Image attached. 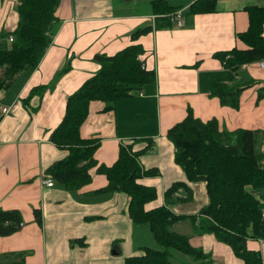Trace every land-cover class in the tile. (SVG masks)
I'll use <instances>...</instances> for the list:
<instances>
[{
	"label": "crops",
	"instance_id": "crops-1",
	"mask_svg": "<svg viewBox=\"0 0 264 264\" xmlns=\"http://www.w3.org/2000/svg\"><path fill=\"white\" fill-rule=\"evenodd\" d=\"M150 1L59 0L51 40L39 61L0 93V106L9 108L0 123V208L17 209L23 222L15 233L0 235V264H122L144 245L139 239L148 241L149 227L133 222L127 213L125 192L95 193L107 184L95 167L89 170L90 181L75 190L55 181L50 186L42 183L45 169L67 154V147L52 143L49 136L65 113L67 96L98 69L96 54L113 55L138 43L143 50L138 60L155 75L153 83L113 106L91 101L79 127L81 137L98 138L93 152L97 163L111 165L120 145L130 144L139 165L155 170L137 180L156 189L157 197L146 207L164 204L165 189L178 181L191 192L188 198L174 200L172 213L192 215L175 209L190 203L195 193L200 205L207 203L206 183L186 179L166 134L187 109L201 120L216 118L227 130L256 129L264 164V68L255 60L231 72L217 56L218 51L246 47L236 36L247 28L244 8L263 0H216L212 11L187 16L183 26L164 18L154 20ZM165 1L185 12L194 0ZM16 4L17 0H0V49L10 47L7 33L17 25ZM147 24L151 30L131 40V33ZM213 78L238 84L237 108L221 104L211 94ZM184 190L178 188L175 197L184 198ZM263 194L257 196L262 212ZM193 234L188 235L189 242L209 255L212 251L222 264H241L213 234ZM72 237L80 239L78 244H69ZM114 239L121 246L114 244L116 250L110 251ZM247 246L262 253L263 264V240L248 239Z\"/></svg>",
	"mask_w": 264,
	"mask_h": 264
},
{
	"label": "trees",
	"instance_id": "trees-1",
	"mask_svg": "<svg viewBox=\"0 0 264 264\" xmlns=\"http://www.w3.org/2000/svg\"><path fill=\"white\" fill-rule=\"evenodd\" d=\"M59 0H17V25L7 35L10 47L0 49V91L9 89L22 73L30 72L52 36L55 8ZM216 0H194L185 15L212 11ZM150 11L155 19L169 20L171 12L181 6L171 5L165 0L150 1ZM247 28L236 33L245 43V48H230L218 51L217 56L225 68L235 72L242 64L264 58V0L261 5H248ZM152 25L135 29L131 40L151 30ZM138 43H131L113 55L96 54L99 63L93 75L66 98L65 113L52 130L49 138L57 146L67 147V154L53 161L44 171L46 177L58 182L67 190H75L91 179L90 168L106 176L107 184L96 188L95 193L120 190L129 196L127 213L135 223H147L153 240L163 249L140 246L135 254L127 255L122 264H171L170 249L187 254L194 259H207L210 255L201 247L189 242L187 235L178 233L171 225L189 217L193 231L211 233L227 244L241 264H262L259 251L247 246L248 239H262L264 243V217L255 193L264 190L263 155L256 150L257 130L237 127L227 130L216 118L201 120L190 109L185 116L167 129V137L173 144L174 161L188 181L202 180L205 184L207 203L198 214H174L169 205L175 199L190 196L185 182H174L163 193L164 204L146 207L157 197L155 187L137 182L143 175L155 174V170L139 165L137 153L130 144L120 145L117 159L109 166L97 163L93 152L98 138H83L79 127L85 120L89 103L100 101L113 106L126 99L133 90L153 83L155 75L146 70L137 56L142 53ZM36 88L33 89V91ZM211 94L219 102L234 108L238 106L239 87L221 78L211 81ZM105 106L103 109H108ZM151 144L147 142L146 146ZM183 187L184 198L175 197L174 192ZM34 217L40 222L37 209ZM23 222L17 209L0 208V235L15 233Z\"/></svg>",
	"mask_w": 264,
	"mask_h": 264
},
{
	"label": "rangeland",
	"instance_id": "rangeland-1",
	"mask_svg": "<svg viewBox=\"0 0 264 264\" xmlns=\"http://www.w3.org/2000/svg\"><path fill=\"white\" fill-rule=\"evenodd\" d=\"M3 92H6V91H4V90L0 91V93H3ZM146 114H148V113H146ZM256 150L257 151L260 150V145H259V142L257 140H256ZM198 181H201V180H198ZM259 192L264 193V190L259 191ZM255 195L257 197L258 193L256 192ZM259 198H260V195H259ZM261 200L264 201L263 198H261ZM202 205H200V199H199L198 193H195L194 198L191 199L190 203H188V204H186L180 208H176L175 212L196 214L197 215L199 210H200V206H202ZM170 206H171V203H170L169 207ZM262 206L264 207V205H262ZM143 225H146V227H148L147 223H144ZM191 226L192 225H191L190 219H189V217H187V218H184L182 220L174 222L171 225V228L173 230H175L176 232L181 233V235L185 234L187 236L188 235L193 236L195 234H193L194 231H192L193 228ZM146 237H148V241H147V238L139 239V244L141 243V244H144L147 246H148V244H151L150 246L155 248V249H163V246H161L158 243H156L155 241H153L151 232L146 233ZM79 240L80 239H78V238L72 237L71 239L68 240V242L70 245L71 244H78ZM147 242H150V243H147ZM114 244L117 246H121V243L119 241H117L116 239H114L111 241L110 251L116 250L115 249L116 246H114ZM211 252L212 251H210V256L207 259H200V260L196 261V259H194L193 257H191L187 254H183L182 252H179L177 250L170 249L169 259H170L171 264H222L218 255L213 254ZM260 254H262V253H260ZM261 257H262V255H261ZM263 259H264V254H263ZM263 264H264V260H263Z\"/></svg>",
	"mask_w": 264,
	"mask_h": 264
},
{
	"label": "built area",
	"instance_id": "built-area-1",
	"mask_svg": "<svg viewBox=\"0 0 264 264\" xmlns=\"http://www.w3.org/2000/svg\"><path fill=\"white\" fill-rule=\"evenodd\" d=\"M169 20L171 21V23H173L176 26H183L186 24L187 16L181 9H178L169 14ZM7 39L11 41L10 36ZM259 65L260 67L264 68V58L259 60ZM8 111H9V108L0 106V123H1V119L8 113ZM42 183L44 185L50 186L52 185L53 180L47 177L42 180ZM174 195L179 196V193L175 191ZM184 195L185 194H183V196ZM261 215L264 217V212H262Z\"/></svg>",
	"mask_w": 264,
	"mask_h": 264
}]
</instances>
